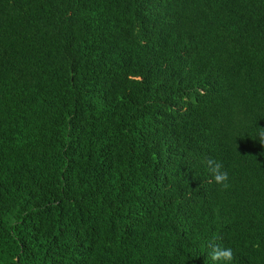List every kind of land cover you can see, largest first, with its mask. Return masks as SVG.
Here are the masks:
<instances>
[{"label":"trees","instance_id":"trees-1","mask_svg":"<svg viewBox=\"0 0 264 264\" xmlns=\"http://www.w3.org/2000/svg\"><path fill=\"white\" fill-rule=\"evenodd\" d=\"M260 131L264 0H0V264H264Z\"/></svg>","mask_w":264,"mask_h":264},{"label":"clouds","instance_id":"clouds-1","mask_svg":"<svg viewBox=\"0 0 264 264\" xmlns=\"http://www.w3.org/2000/svg\"><path fill=\"white\" fill-rule=\"evenodd\" d=\"M257 137L259 138L260 144L264 145V131L258 132ZM205 164L216 183L227 188L229 176L228 172L223 170V165L213 159H207ZM209 243H211V241ZM211 255L213 260L222 261L223 264H230L233 259V250L231 247L213 245Z\"/></svg>","mask_w":264,"mask_h":264}]
</instances>
